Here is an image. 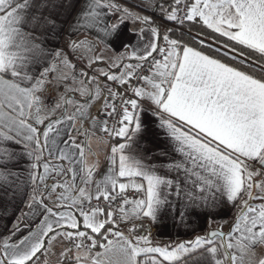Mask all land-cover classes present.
<instances>
[{"label": "snow or ice", "instance_id": "1", "mask_svg": "<svg viewBox=\"0 0 264 264\" xmlns=\"http://www.w3.org/2000/svg\"><path fill=\"white\" fill-rule=\"evenodd\" d=\"M53 255L264 264V0H0V264Z\"/></svg>", "mask_w": 264, "mask_h": 264}, {"label": "clouds", "instance_id": "2", "mask_svg": "<svg viewBox=\"0 0 264 264\" xmlns=\"http://www.w3.org/2000/svg\"><path fill=\"white\" fill-rule=\"evenodd\" d=\"M108 149V142L106 137L91 136L87 140V148L85 152V166H93L97 169L102 164V159L105 157ZM77 255L84 256V252L81 251ZM58 259L52 260L49 258L48 264H57Z\"/></svg>", "mask_w": 264, "mask_h": 264}, {"label": "crops", "instance_id": "3", "mask_svg": "<svg viewBox=\"0 0 264 264\" xmlns=\"http://www.w3.org/2000/svg\"><path fill=\"white\" fill-rule=\"evenodd\" d=\"M105 157H106V155H105ZM105 157L102 159V164H101V167H102V168H103V165H104ZM9 222H10V221H9ZM153 231L155 232L156 229H153ZM161 238H163V239H167L168 237H167L166 235H162ZM59 250H60V247H59V245H58V246L56 247V252L58 253ZM50 259H52V260H56V259H58V255H53V256L50 257Z\"/></svg>", "mask_w": 264, "mask_h": 264}]
</instances>
